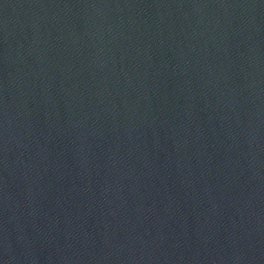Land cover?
Masks as SVG:
<instances>
[{
  "label": "water",
  "instance_id": "1",
  "mask_svg": "<svg viewBox=\"0 0 264 264\" xmlns=\"http://www.w3.org/2000/svg\"><path fill=\"white\" fill-rule=\"evenodd\" d=\"M0 264H264V0H0Z\"/></svg>",
  "mask_w": 264,
  "mask_h": 264
}]
</instances>
